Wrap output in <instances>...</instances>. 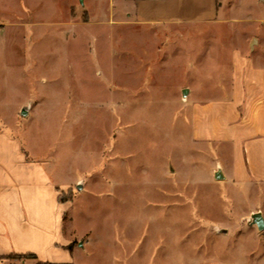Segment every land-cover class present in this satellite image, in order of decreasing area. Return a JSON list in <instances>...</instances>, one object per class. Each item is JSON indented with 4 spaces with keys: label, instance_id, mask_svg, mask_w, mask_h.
I'll use <instances>...</instances> for the list:
<instances>
[{
    "label": "rangeland",
    "instance_id": "obj_1",
    "mask_svg": "<svg viewBox=\"0 0 264 264\" xmlns=\"http://www.w3.org/2000/svg\"><path fill=\"white\" fill-rule=\"evenodd\" d=\"M217 1L195 29L122 0H0V131L67 185L81 264H264V189L191 140L196 73L233 44L264 56V0Z\"/></svg>",
    "mask_w": 264,
    "mask_h": 264
},
{
    "label": "crops",
    "instance_id": "obj_2",
    "mask_svg": "<svg viewBox=\"0 0 264 264\" xmlns=\"http://www.w3.org/2000/svg\"><path fill=\"white\" fill-rule=\"evenodd\" d=\"M122 1L137 22L195 29L215 26L222 5L217 0ZM244 51L236 44L222 50L212 71L196 73L203 81L184 89L191 140L208 146L214 176L220 172L235 184L264 189V56ZM66 187L17 135L0 131V264H81L84 252L65 229L70 203L60 199V191ZM16 254L35 258L19 261L12 257Z\"/></svg>",
    "mask_w": 264,
    "mask_h": 264
},
{
    "label": "trees",
    "instance_id": "obj_3",
    "mask_svg": "<svg viewBox=\"0 0 264 264\" xmlns=\"http://www.w3.org/2000/svg\"><path fill=\"white\" fill-rule=\"evenodd\" d=\"M12 257L14 258H17L19 261L23 260V259H27V258H35V255H32V254H16V255H13ZM37 264H43L41 262H37Z\"/></svg>",
    "mask_w": 264,
    "mask_h": 264
},
{
    "label": "water",
    "instance_id": "obj_4",
    "mask_svg": "<svg viewBox=\"0 0 264 264\" xmlns=\"http://www.w3.org/2000/svg\"><path fill=\"white\" fill-rule=\"evenodd\" d=\"M186 93V90L184 91V94ZM22 113L23 114H26L27 112L25 111V110H23L22 111ZM220 172H218L217 174H216V176L219 178L220 176V174H219ZM78 188L79 189H81L82 188V185L80 184V185H78ZM255 219L258 221V223H260V226L262 227V224H261V218H260V215L259 214H257V215H255Z\"/></svg>",
    "mask_w": 264,
    "mask_h": 264
}]
</instances>
